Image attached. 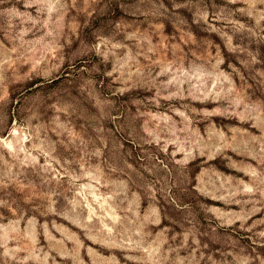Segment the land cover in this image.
<instances>
[{"label":"rangeland","instance_id":"obj_1","mask_svg":"<svg viewBox=\"0 0 264 264\" xmlns=\"http://www.w3.org/2000/svg\"><path fill=\"white\" fill-rule=\"evenodd\" d=\"M0 264H264V0H0Z\"/></svg>","mask_w":264,"mask_h":264}]
</instances>
